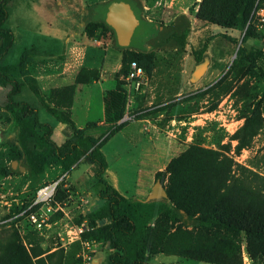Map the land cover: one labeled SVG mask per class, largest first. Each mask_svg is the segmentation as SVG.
<instances>
[{
    "label": "rangeland",
    "instance_id": "374dc122",
    "mask_svg": "<svg viewBox=\"0 0 264 264\" xmlns=\"http://www.w3.org/2000/svg\"><path fill=\"white\" fill-rule=\"evenodd\" d=\"M109 1L11 0L6 27L14 33V43L3 65H15L24 48H37L39 55L31 57L27 66L29 76L46 98L65 90L67 103L63 107L70 106L66 115L75 128L99 142L105 140L101 148L107 162L105 180L119 192L134 196L146 184L151 196L158 186L162 197L167 164L188 147L196 146L201 149L194 164L201 166L194 168L197 173H208L207 177L216 179L215 171L221 168L226 176L264 198V79L255 75L264 72V0L254 1L242 30L196 20L202 0H134L141 18L156 27L169 25L180 14L190 22L184 50L154 53L150 75L138 91L125 81L132 61L125 63V73H121L123 54L114 47L111 37L97 31L88 38L84 32L85 9L94 8L93 12L99 14ZM247 29L254 37L241 44ZM146 33L145 28L132 37L131 51L146 47ZM241 48L254 55L251 58H256L255 64L247 60L240 63L244 59L238 54ZM116 53L120 58L113 57ZM116 77L123 91V115L117 123L122 127L109 138L114 125L104 124L100 98L115 89ZM3 96L0 89V260L5 258L2 251L10 239L17 236L30 264H108L106 247L95 243L85 246L81 235L74 236L81 225L88 228L83 218L91 204L84 202L85 195L98 187L89 179L96 166L86 158H81L69 174L73 182H78L76 177L85 179L83 185L64 180L54 199L57 210L47 226L37 230L15 214L32 199L34 191L62 172L50 162L42 174L29 173L18 142V128L1 109ZM15 100L38 109L39 121L53 129L51 139L55 144L69 136V128L56 123L27 87ZM83 102L88 104L87 111L81 109ZM138 131L141 140L131 142L125 137L128 132L137 136ZM221 159L231 161L229 172ZM12 162L25 167V172L11 174L10 170H17L11 169ZM241 245L239 264H264V254L252 262L244 251V240ZM161 262L205 264L163 255L152 258L150 264Z\"/></svg>",
    "mask_w": 264,
    "mask_h": 264
},
{
    "label": "trees",
    "instance_id": "16d2710c",
    "mask_svg": "<svg viewBox=\"0 0 264 264\" xmlns=\"http://www.w3.org/2000/svg\"><path fill=\"white\" fill-rule=\"evenodd\" d=\"M112 1H124L131 6L139 19L133 38L146 28V47L141 46L131 51V45L125 48L117 46L113 30L104 23L106 7ZM254 1L202 0L195 19L223 29L242 30ZM10 2L11 0H0V89L4 90L1 109L10 115L12 124L18 128V142L26 161V169L31 175L42 174L50 162L60 168L62 175L69 174L78 166L81 158H86L96 166L93 177L102 185L97 194L101 204L85 214L83 220L88 228L81 234L82 242L106 247L109 251L108 264H150L151 259L157 255L188 258L205 264H239L243 240L244 251L252 262L262 257L263 196L226 176L221 168L215 171L216 179L207 177L208 173L198 172V175L194 168L201 166L194 164L201 149L196 146L188 147L167 164L164 171L167 176L165 197L157 201L142 202L127 197L105 180L107 162L101 152L105 140L99 142L97 138L75 128L66 115L70 106L65 105L66 109L63 107L67 103L65 90H57L50 98H46L37 81L29 76L27 66L31 57L39 55L37 48H24L15 65H3L14 43V33L6 27ZM85 10L87 16L83 23L86 36L93 38L99 31L100 34L111 37L114 47L123 54L120 72L125 73L122 68L130 60L143 68L145 78L150 75L154 53L184 50L185 38L190 31V22L185 14L176 16L166 26L156 27L153 23L144 21L134 0H111L103 5L102 13L99 14L94 13V8L91 7ZM251 37L254 35L247 29L241 44ZM255 52L261 55L260 51ZM238 54L240 59L242 56L244 58L240 63L256 60L245 49H239ZM255 60L252 64H255ZM255 75L264 79L262 71ZM115 82V89L102 99L104 124L109 122L114 125V129L108 134L109 138L122 127L117 123L123 115V91L117 77ZM24 87H27L41 108L56 123L69 128L70 134L61 144H55L51 139L53 129L50 124L39 121L36 107L15 100ZM142 87L143 85L140 89ZM51 98L53 102L50 101ZM219 162L227 165L229 172L231 161L221 159ZM10 173L19 174L18 170H10ZM159 175L156 177L160 178ZM63 182L64 180L56 187L52 205ZM35 192L32 199L15 213L20 216L19 220L25 219V215L20 214L29 207ZM153 220L155 224L151 226ZM158 228L163 230L158 231ZM2 252L5 258L0 260V264L5 261L9 264H30L17 236L10 239Z\"/></svg>",
    "mask_w": 264,
    "mask_h": 264
},
{
    "label": "built area",
    "instance_id": "2783aa9c",
    "mask_svg": "<svg viewBox=\"0 0 264 264\" xmlns=\"http://www.w3.org/2000/svg\"><path fill=\"white\" fill-rule=\"evenodd\" d=\"M125 81L126 83L131 84V87L134 89V91L140 90V86L144 85L145 83V77L142 69L135 63H131L130 71ZM66 176L67 173H64L57 180L40 186L36 190L34 198L31 201L29 207L20 214H24L27 222L30 223V225H32L35 229L41 230L44 226H47L48 219L56 212L57 209L54 208L51 202L53 201L57 185L62 180H65ZM86 229L87 228L84 225H81L76 230L74 236L79 238V236ZM88 244L89 243H85V246H88ZM88 259L89 257H86V260Z\"/></svg>",
    "mask_w": 264,
    "mask_h": 264
},
{
    "label": "water",
    "instance_id": "95a60500",
    "mask_svg": "<svg viewBox=\"0 0 264 264\" xmlns=\"http://www.w3.org/2000/svg\"><path fill=\"white\" fill-rule=\"evenodd\" d=\"M104 23L109 26L115 35L116 44L119 47H128L135 29L139 25V21L133 12L131 6L124 1H112L110 2L104 14ZM17 162L11 163V169H16L21 172H25V167L17 166ZM17 166V167H16ZM153 197H160L159 187ZM162 197H165V192L162 193Z\"/></svg>",
    "mask_w": 264,
    "mask_h": 264
},
{
    "label": "crops",
    "instance_id": "0c3cea01",
    "mask_svg": "<svg viewBox=\"0 0 264 264\" xmlns=\"http://www.w3.org/2000/svg\"><path fill=\"white\" fill-rule=\"evenodd\" d=\"M73 14V13H72ZM105 14V13H104ZM137 17V16H136ZM138 19V18H137ZM138 21H139V19H138ZM150 23V22H149ZM134 34V33H133ZM132 37H133V35H132ZM132 39V38H131ZM130 43H131V41H130ZM130 45V44H129ZM118 46V45H117ZM120 55L121 54H119V53H116V54H113V57H117V58H120ZM102 99H103V97L101 96V98H100V100H101V106H100V108L102 109V111H103V102H102ZM100 103V102H99ZM82 108H84L86 111L88 110V104H87V102L85 103V102H83V104H81V109ZM62 125V124H61ZM124 129L122 128L121 130H120V132H122ZM139 133H137V136L136 135H134L133 133H131V132H128V133H126V135H125V137L126 138H128L131 142L134 140L135 141V139H139V140H141L142 138H140V135L139 134H141V131H138ZM131 133V134H130ZM67 134V133H66ZM133 134V135H132ZM68 136H66V138H67ZM65 138V139H66ZM65 139H63L61 142H63ZM103 153V155H104V152H102ZM105 157V156H104ZM106 160V159H105ZM77 167V166H76ZM75 169V168H74ZM73 169V170H74ZM72 170V171H73ZM19 172V171H18ZM71 173V172H70ZM69 173V174H70ZM69 174H67V176H66V179L65 180H70V176H69ZM93 175H94V173L92 172V174H91V177H89V179H91L92 180V182H94V183H97V182H95L94 180V177H93ZM78 182H76V181H72V180H70V183H73V184H77L78 185V187H80V186H82L83 185V181L85 180V179H83L82 177H76L75 178ZM83 179V180H82ZM89 179H87L86 181H88ZM52 182V181H51ZM98 184V183H97ZM100 184H98V187L95 189V191L93 192V193H90V192H88L85 196L87 197V199L86 200H84V202H86V203H89L90 202V204H91V207H90V209H89V211L91 210V209H93L94 207H97L98 205H100L101 204V201L97 198V194H98V192L102 189V185H100ZM113 186V185H112ZM94 187V184H93V186H92V188ZM150 186H147L146 184L145 185H143V186H141V187H139V190H137V192H136V194L134 195V196H128L127 194H124V193H121V194H123V195H125V196H127V197H133V198H135V199H138V200H140V201H142V202H151V201H157V200H159V198H161V197H157V198H155V200H152V198H153V196H151L152 195V192H150ZM90 191V190H89ZM145 197V198H144ZM83 205V204H82ZM81 205V206H82ZM62 210H64V209H62ZM158 256V255H157ZM157 256H155V257H157ZM164 256V255H163ZM167 257H171V256H167ZM164 262H161V263H159V264H163Z\"/></svg>",
    "mask_w": 264,
    "mask_h": 264
}]
</instances>
